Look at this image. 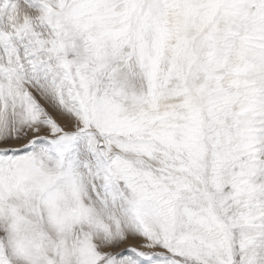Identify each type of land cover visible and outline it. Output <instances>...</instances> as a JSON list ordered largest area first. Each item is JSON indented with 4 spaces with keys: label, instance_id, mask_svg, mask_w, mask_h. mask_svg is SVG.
Instances as JSON below:
<instances>
[{
    "label": "snow or ice",
    "instance_id": "obj_1",
    "mask_svg": "<svg viewBox=\"0 0 264 264\" xmlns=\"http://www.w3.org/2000/svg\"><path fill=\"white\" fill-rule=\"evenodd\" d=\"M0 264H264V0H0Z\"/></svg>",
    "mask_w": 264,
    "mask_h": 264
}]
</instances>
